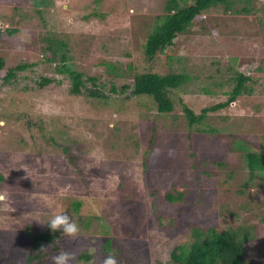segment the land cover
Listing matches in <instances>:
<instances>
[{
  "label": "rangeland",
  "instance_id": "1",
  "mask_svg": "<svg viewBox=\"0 0 264 264\" xmlns=\"http://www.w3.org/2000/svg\"><path fill=\"white\" fill-rule=\"evenodd\" d=\"M165 2L0 0V264H53L61 251L74 254L72 264H103L106 255L117 264H174L173 250L192 229L211 226L252 231L247 258L264 264V173L251 172L245 158L264 153V95L193 126L181 103L200 114L226 100L219 88L233 87L236 70L254 75L253 95L264 92V0L243 3L250 13L212 8L166 50L168 65L164 54L148 63L145 44ZM46 36L65 40L74 67L109 87L131 80L139 65L162 72L172 65L191 79L171 113L148 96L75 95L44 54ZM25 63L16 83H4L9 68ZM43 76L56 78L41 86ZM221 81L216 94L203 89ZM234 133L245 139L240 150ZM152 135L148 148L141 138ZM158 159L167 161L163 168L153 166ZM168 192L183 196L171 202ZM64 211L79 225L74 237L46 224ZM39 233L57 240L39 248Z\"/></svg>",
  "mask_w": 264,
  "mask_h": 264
},
{
  "label": "trees",
  "instance_id": "2",
  "mask_svg": "<svg viewBox=\"0 0 264 264\" xmlns=\"http://www.w3.org/2000/svg\"><path fill=\"white\" fill-rule=\"evenodd\" d=\"M166 0L165 12L159 16L160 22L155 26L148 36L145 44V56L147 62H153L157 57L164 54L165 60L169 64L171 56L169 53L171 47L176 42V39L185 34L199 18L209 12L212 8L224 5L226 10H236L239 13H250L252 6L242 5L243 3H252V0ZM238 4V7H235ZM235 5V6H234ZM17 32V29H9L7 35L10 36ZM46 45L43 47L44 54L48 61L54 63L55 70L62 77L61 79H70V90L75 95H84L95 97L98 99L112 98L111 93L121 92L127 98H138L143 96L150 97L157 105V109L161 113H171L175 109L176 100L174 95L183 89L191 79V74L187 73L177 67L169 65L167 71H153L148 66H141V70L135 72L131 76V80L125 81L117 85L115 81H110L111 86L107 83H100L99 78L93 75H87L84 72L74 67V62L71 61V55L66 46V41L63 42L46 36L43 38ZM4 61L0 58V72L3 71ZM149 65V64H148ZM29 65L18 64L14 68H9L3 76L4 83H16L18 81L19 72L25 70ZM234 66V65H233ZM260 68V67H258ZM110 72L117 76L123 75L126 78L127 72H121V69L115 66L109 67ZM235 72V71H234ZM243 71L236 70V74L230 81H234L233 87L223 89L219 85L224 83L221 81L213 89L209 86L203 89L210 94H216L219 88L221 92L227 96L226 100L216 102L208 105L202 109L200 114L196 113L192 108L184 103L183 109L188 117L190 126L194 124H202L210 112H217L228 108L234 101H241L243 98H251L256 100L264 95V92L253 95V88L248 84L251 79L254 80V75ZM125 74V75H124ZM54 77H42L39 82L41 86L48 85L55 80ZM132 81V82H131ZM255 81V80H254ZM91 82V84H90ZM229 85V84H228ZM226 85V86H228ZM111 91V92H110ZM256 107L262 105V101H255ZM200 133H207V129L198 127ZM218 129H215L217 131ZM235 149L241 148L245 139H241L240 133H234ZM157 137L151 136L148 142L142 137L144 143H149L148 148L154 143ZM264 139V134L262 135ZM233 147V146H232ZM69 148L67 147L66 150ZM240 150V149H239ZM245 158L251 172L258 171L264 173V153L261 149L257 151L245 152ZM167 161L158 159L157 164H153L156 168H163ZM126 169H127V165ZM3 176L0 174V178ZM179 196L173 192L166 193L167 198L171 202L182 198L183 194L179 192ZM79 205L80 202L75 203ZM101 218V217H100ZM252 231H242L239 229H225L218 231L211 226L208 229L195 227L192 229V239L179 244L172 252L171 259L174 264H256L254 259L247 258L246 242L253 238ZM56 234L39 233L34 237V244L37 247H43L47 242H56ZM114 238H110L108 245ZM89 255H82L85 259ZM33 256H30V261ZM157 264H162L158 262Z\"/></svg>",
  "mask_w": 264,
  "mask_h": 264
},
{
  "label": "clouds",
  "instance_id": "3",
  "mask_svg": "<svg viewBox=\"0 0 264 264\" xmlns=\"http://www.w3.org/2000/svg\"><path fill=\"white\" fill-rule=\"evenodd\" d=\"M0 199H3V197L0 196ZM46 224L52 231H59L60 234L67 236L74 237L80 231L79 225L67 211L53 216ZM73 259L74 254L68 251H61L52 257L53 264H72ZM103 264H117V259L113 255H106L103 259Z\"/></svg>",
  "mask_w": 264,
  "mask_h": 264
}]
</instances>
